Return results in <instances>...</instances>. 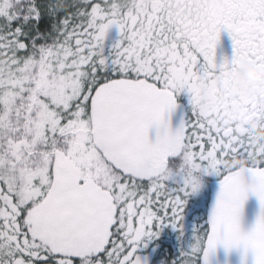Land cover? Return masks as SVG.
Wrapping results in <instances>:
<instances>
[{
	"label": "snow or ice",
	"instance_id": "obj_1",
	"mask_svg": "<svg viewBox=\"0 0 264 264\" xmlns=\"http://www.w3.org/2000/svg\"><path fill=\"white\" fill-rule=\"evenodd\" d=\"M224 29L234 54L217 63ZM245 62L264 69V0H0V264H148L138 249L183 234L204 175L220 178L214 209L170 264H209L221 244L264 264V197L247 234L236 200L242 174L264 180L246 123L264 120V83L236 93ZM183 92L191 116L172 131Z\"/></svg>",
	"mask_w": 264,
	"mask_h": 264
},
{
	"label": "flooded vegetation",
	"instance_id": "obj_2",
	"mask_svg": "<svg viewBox=\"0 0 264 264\" xmlns=\"http://www.w3.org/2000/svg\"><path fill=\"white\" fill-rule=\"evenodd\" d=\"M47 2L55 3L56 0H47ZM72 2L73 0H66V3L69 5ZM63 15L64 13H60L58 18H62ZM50 24L51 21L47 16H45L41 21L40 27L41 29H46L50 27ZM119 39V29L114 25L107 32L104 41V55L108 56L114 52L113 46L117 43V41H119ZM233 54L234 42L232 40L230 32L227 29H224L220 34V38L216 46V61L217 63H222L225 59L230 60ZM240 71L241 68L239 72ZM239 72L237 76L239 75ZM237 76L235 78V91L239 96L243 98H251L255 92V86L258 83H264L257 82L253 86L252 95L250 97H245L238 92V88L242 87L243 85L239 83V81L237 80ZM177 104L182 106L184 110V120H187L191 116L190 94L187 92L180 93L177 96ZM257 119L261 122H264V120H261L259 118H249L246 121L248 130L254 132L249 127V122L251 120ZM254 137L253 144L256 145ZM231 161L232 163H229V160H226L223 163L228 167H233L234 165L243 166L242 164H240V161H237L235 159V157L232 158ZM218 181H220V178L215 175H204L203 177H201V190L188 199L184 208L182 235L180 231L173 229L171 226H165L162 230H160L159 236L157 238L147 242V247L142 246L140 249H138L139 255H141L142 257H147L148 264H165L167 261L170 264L171 260L180 254L182 248H187L193 242L194 229L198 228L199 226H203L206 222L207 204L210 196V185ZM173 186H175V184Z\"/></svg>",
	"mask_w": 264,
	"mask_h": 264
},
{
	"label": "water",
	"instance_id": "obj_3",
	"mask_svg": "<svg viewBox=\"0 0 264 264\" xmlns=\"http://www.w3.org/2000/svg\"><path fill=\"white\" fill-rule=\"evenodd\" d=\"M166 119L170 121L171 130L175 131L184 121V110L182 106L178 104V107L171 113L165 114ZM158 130L153 126L149 131V139L155 141L157 139ZM245 174L252 176L251 174L244 173L241 176L240 189L244 186ZM220 190V181L212 183L210 185V196L207 204L206 221L209 219L212 210L214 209L217 196ZM260 197L253 196L251 198L243 200L244 206L240 215V225L243 233H250L257 222L258 217L261 214L262 208L259 200ZM255 257L251 250L245 253L243 245L239 247H233L231 249L225 248L223 244L219 245L215 252L211 255L209 264H254Z\"/></svg>",
	"mask_w": 264,
	"mask_h": 264
},
{
	"label": "clouds",
	"instance_id": "obj_4",
	"mask_svg": "<svg viewBox=\"0 0 264 264\" xmlns=\"http://www.w3.org/2000/svg\"><path fill=\"white\" fill-rule=\"evenodd\" d=\"M60 2L62 6H68L66 0H60ZM237 80L241 85H243L242 87L238 88V92L245 97H250L253 92V86L257 82H264V69H261L254 62H245L241 67V71L237 76ZM205 95L207 97V100L209 102H212L218 99L219 94L216 91L209 90L205 93ZM249 127L255 133V144L258 145L260 149H264V122H261L258 119L251 120L249 122ZM235 159L237 161H240V164L242 165H246L247 163L246 160H242L241 158ZM229 163H232V161L229 160ZM244 182V186L238 192V195L236 197L237 202L243 201L253 196L264 197V180H261L260 177L255 175L250 176L245 174Z\"/></svg>",
	"mask_w": 264,
	"mask_h": 264
},
{
	"label": "rangeland",
	"instance_id": "obj_5",
	"mask_svg": "<svg viewBox=\"0 0 264 264\" xmlns=\"http://www.w3.org/2000/svg\"><path fill=\"white\" fill-rule=\"evenodd\" d=\"M165 264H169L168 261Z\"/></svg>",
	"mask_w": 264,
	"mask_h": 264
}]
</instances>
